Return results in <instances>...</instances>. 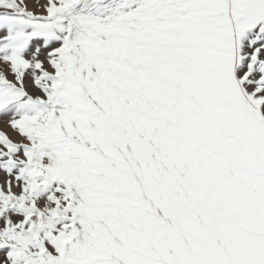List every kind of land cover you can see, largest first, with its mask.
I'll use <instances>...</instances> for the list:
<instances>
[{
    "label": "snow or ice",
    "instance_id": "6c2138e0",
    "mask_svg": "<svg viewBox=\"0 0 264 264\" xmlns=\"http://www.w3.org/2000/svg\"><path fill=\"white\" fill-rule=\"evenodd\" d=\"M0 264H264V0H0Z\"/></svg>",
    "mask_w": 264,
    "mask_h": 264
}]
</instances>
